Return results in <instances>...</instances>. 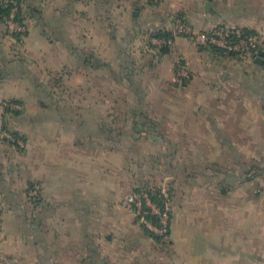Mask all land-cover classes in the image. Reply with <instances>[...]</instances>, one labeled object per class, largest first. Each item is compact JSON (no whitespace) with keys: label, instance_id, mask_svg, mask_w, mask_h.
I'll return each mask as SVG.
<instances>
[{"label":"crops","instance_id":"obj_1","mask_svg":"<svg viewBox=\"0 0 264 264\" xmlns=\"http://www.w3.org/2000/svg\"><path fill=\"white\" fill-rule=\"evenodd\" d=\"M107 3L42 0L24 37L5 48L0 36V102L23 106L26 141L23 153L0 146V264H264V62L217 56L177 30L181 20L264 34V0H121L115 16ZM159 31L175 36L169 53ZM139 49L150 66L139 68ZM67 68L108 91L118 80L131 108L89 97L93 112L80 113L73 102L85 99L57 96ZM152 168L169 169L168 244L129 201ZM33 184L39 203L22 221L18 200Z\"/></svg>","mask_w":264,"mask_h":264},{"label":"rangeland","instance_id":"obj_2","mask_svg":"<svg viewBox=\"0 0 264 264\" xmlns=\"http://www.w3.org/2000/svg\"><path fill=\"white\" fill-rule=\"evenodd\" d=\"M14 5L16 6L15 7V12L13 10V16H15V19H6L4 20V22H1L0 23V36H3V43H4V46L5 48H9V43L8 41H10L9 39V36H14L13 34L14 33H18L20 36L24 37L25 34L27 33V29L29 28V15H34V17H39V14L37 13H34V8H39L40 7V4L42 3V0H23V5L21 4L22 2H17L16 0L13 1ZM121 3V0H109V3H107V10L109 12V14L113 13V15L115 14L116 15V10L118 9V4ZM17 8H21L22 9V18L24 20V25H21L19 22H15L14 20H16V16L18 15V9ZM116 9V10H115ZM114 15V16H115ZM112 18V17H111ZM14 22V23H13ZM11 23L13 26H18V27H22L21 29L23 31L21 32H17L15 31L13 28V26H10ZM118 26L119 25H114V26H111V28L115 29L116 32H118ZM13 27V28H12ZM188 29L191 30V32H193V36H196L198 39L202 40L201 38V34L203 33L202 31H199V30H192L189 26H187ZM205 32V31H204ZM176 33V32H175ZM155 34V32L153 33ZM151 34V36L153 35ZM178 35V34H177ZM6 36V37H5ZM9 38V39H7ZM150 38V37H149ZM8 40V41H7ZM202 42V41H201ZM149 46V45H147ZM150 47V46H149ZM143 50H146V46L142 47ZM143 50L139 49L138 51L134 52V54L138 57H135L138 58V65H139V68L143 65V64H148L150 66V63L147 61L148 58L150 59V57H146L145 53L143 52ZM217 56H220V54H218ZM181 62L182 64H184L182 62V60H178L176 62V65ZM185 67V71L187 73H189V70L186 68V66L184 65ZM188 67V66H187ZM145 69V68H144ZM70 68L66 69L65 71V74L64 75H67V80L64 79V81H62L61 83V87L60 89L58 88L57 90V96L59 97H64L66 99V101L72 105L71 103V100H84V102H80L79 104L77 105H74V102H73V108L74 109H77L80 113H85L90 111V112H93V109H88V105H87V99L90 97H95L97 100H100L101 102L104 101V99H106V101L108 99H110L112 101V106H116V110L118 111V108L122 109L120 112H124L128 109L131 108V106H127L125 105V103L121 102V104H119V99L122 98L123 100V87L121 89L119 82L116 81V84L113 85V89L110 91H108L107 88H105V85L103 86V83H102V79L103 78H99V76H97L95 79L94 78H91L92 81H88V79L82 75L84 72H77L76 75H74V79L73 81L71 80V72H70ZM117 76H114V77H118V76H122L120 75L119 73H116ZM145 76V73H141L140 76ZM57 77H60V75H56ZM80 76V79L82 80L81 83H76L75 80L78 79V77ZM138 76V74H137ZM68 77H69V81H68ZM178 77V76H177ZM93 81H95L93 83ZM178 83L180 85H183L184 81H181L179 78H178ZM117 86V87H115ZM93 93H95V96H93ZM129 93V92H128ZM119 95H122L121 97L118 98ZM128 96H131V93L128 95ZM130 100V99H129ZM118 101V102H117ZM131 101V100H130ZM130 101H129V104H130ZM2 103V102H1ZM116 103V104H115ZM18 108H16L15 110L17 111H13L12 113H5V111H1L2 113V116L0 118V124H5L6 125V129L8 130V132L10 133H14L16 132V128H17V125L20 123V121H22V118H23V113L21 112H24L23 110V106L21 105H16ZM97 107V106H96ZM125 108V109H124ZM148 111H152L151 108L148 109ZM115 120V119H114ZM115 127L117 128H125L127 127L126 124L123 122V121H118V120H115ZM20 136V135H19ZM6 137H1L0 138V146H2V148H14L16 149L17 151L19 152H22L25 150L26 148V141L24 140V138L22 136H20L19 138H15L17 141H18V144H14L13 141H10L9 139H5ZM7 172V171H6ZM7 174V173H6ZM8 175V174H7ZM145 178L149 179V182L147 184V188H156V189H165V190H169V184L170 183V179H169V169L168 168H163V169H159V170H156L155 171V168H152V170L149 171V173H147L145 176ZM146 179V180H147ZM41 188V187H40ZM12 201V200H11ZM37 200H30L29 198V195L20 200H18V210L20 211V214H21V220L24 221V218L22 217V214L25 213V212H30L32 211V209L36 208L37 204L39 202H35ZM0 205L2 206V211L0 213V228H1V225L3 223V219H2V215L4 214V211L8 209L9 206H7V204L4 205V201L2 199H0ZM7 206V207H6ZM134 213V211H133ZM135 215V213H134ZM135 218L137 219V216L135 215ZM171 222V221H170ZM138 224L141 225V223L138 222ZM142 226V225H141ZM162 242H164L163 244H168L169 243V238L165 240H162L160 239ZM0 260H3V258H1L0 256Z\"/></svg>","mask_w":264,"mask_h":264},{"label":"built area","instance_id":"obj_3","mask_svg":"<svg viewBox=\"0 0 264 264\" xmlns=\"http://www.w3.org/2000/svg\"><path fill=\"white\" fill-rule=\"evenodd\" d=\"M11 18L15 19L13 13ZM9 24L10 26H13L11 23ZM16 25L13 26L14 28L12 27L15 31H23L21 29L22 27H18L19 25ZM187 26L188 25L183 21H177V30L180 34L193 36V32H191V30L188 29ZM201 38L202 42L207 46H215L218 49L241 59L250 58L256 60L257 58L261 57L262 53H264V34L258 32H246L244 28L236 26H214L209 30L203 32L201 34ZM167 43L171 44L172 42L168 41ZM177 76L181 81L190 80L189 73L185 71V67L181 62L177 64ZM16 108L18 107L16 105H13V109ZM2 109L3 108L1 107V110ZM0 126L2 129V124H0ZM0 135L18 144V141L9 132L0 130ZM40 191V185H34L33 188L29 191L30 200L38 199L40 197ZM160 191V196H164L165 199H169V190L161 189ZM129 201L135 215L138 219H140V223L144 224L149 230L155 232L162 240L166 241V239H168L170 235L169 223L171 221V217L169 213V203L167 204V209L163 211L160 207L152 203L148 193L135 192L132 194ZM145 205L151 210V213L153 215H156L158 217L160 227L155 226V224H153L146 218V213H144L143 211ZM1 211L2 206L0 205V213Z\"/></svg>","mask_w":264,"mask_h":264},{"label":"trees","instance_id":"obj_4","mask_svg":"<svg viewBox=\"0 0 264 264\" xmlns=\"http://www.w3.org/2000/svg\"><path fill=\"white\" fill-rule=\"evenodd\" d=\"M14 0H0V23L4 22V20L6 19H11L12 16V12L15 9V5L13 3ZM17 2L20 0H16ZM213 1V0H210ZM149 3L154 4L155 0H149ZM18 9V15L16 16V20L17 22H19L21 25H24V20L22 18V9L21 8H17ZM35 10V9H34ZM220 25V26H224ZM218 26V25H217ZM227 26H233V25H227ZM237 27V26H236ZM244 30L246 32H250V33H255L256 31L244 28ZM15 37H20V35L18 33H14L13 34ZM180 35H187V34H180ZM153 38L155 39H159L164 41L163 42V46H162V51L164 53H169L170 52V47L171 44H168V41H173L175 39V36L173 35V33L171 32H163V31H159L157 34H153L152 35ZM208 48L215 54H220V55H232V54H228L220 49H218L215 46H208ZM234 56V55H232ZM261 57H264V53L261 54ZM190 81V80H189ZM188 81H184L183 85H187ZM13 105H21L18 101L15 100H11V101H3L2 103L0 102V118L2 116L1 113V107L3 108V111H5V113H12L13 111H17L15 109H13ZM0 130H4L6 132H8V130L6 129V125L2 124V129L0 126ZM10 133V132H9ZM12 136H14L15 138H19L20 136L18 135V133L14 132V133H10ZM3 137L2 135H0V138ZM7 139V138H5ZM14 143V142H13ZM14 144H17L16 142ZM36 184H33L30 186L29 191L33 188V186ZM135 193H148L149 197L152 201L153 204H155L156 206L160 207L163 211H165L167 209V204L170 203L171 200V188L169 187V199H165L164 196H160L161 195V191L160 189H152V188H147V187H140L137 188L135 191ZM40 198V197H39ZM38 198V199H39ZM36 199V200H38ZM133 209V208H132ZM144 213H146V218L151 221L153 224H155V226L160 227V222L159 219L156 215H153L151 213V210L145 205L143 208ZM169 213H170V217H171V210L169 209ZM137 220L140 223V219L137 218ZM143 229L149 234L151 235L153 238H157V239H161L155 232L149 230L144 224H142ZM169 229H170V223H169Z\"/></svg>","mask_w":264,"mask_h":264},{"label":"water","instance_id":"obj_5","mask_svg":"<svg viewBox=\"0 0 264 264\" xmlns=\"http://www.w3.org/2000/svg\"><path fill=\"white\" fill-rule=\"evenodd\" d=\"M206 9H207V11H210V10H211V3H210V2H208V3L206 4ZM256 62H258V63H263L264 60H263L262 57H259V58L256 59Z\"/></svg>","mask_w":264,"mask_h":264}]
</instances>
